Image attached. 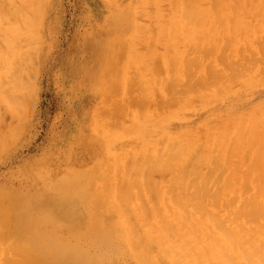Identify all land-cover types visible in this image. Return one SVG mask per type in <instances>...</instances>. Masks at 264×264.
Here are the masks:
<instances>
[{
  "label": "bare ground",
  "instance_id": "6f19581e",
  "mask_svg": "<svg viewBox=\"0 0 264 264\" xmlns=\"http://www.w3.org/2000/svg\"><path fill=\"white\" fill-rule=\"evenodd\" d=\"M6 1L0 101L11 106L23 98L46 27L41 0ZM96 1L102 23L123 0ZM125 6L137 22L128 29L133 37H123L137 53L120 64L115 50L129 42L110 46L95 30L97 53L86 66L87 86L107 101L117 85L106 68L117 59L124 109L113 118L102 113L104 124L85 123L56 179L44 176L21 195L0 189V264H107L117 254L142 264H264V0ZM27 170L35 177L42 168Z\"/></svg>",
  "mask_w": 264,
  "mask_h": 264
},
{
  "label": "rangeland",
  "instance_id": "374dc122",
  "mask_svg": "<svg viewBox=\"0 0 264 264\" xmlns=\"http://www.w3.org/2000/svg\"><path fill=\"white\" fill-rule=\"evenodd\" d=\"M41 1L43 3L42 21L46 27V37L43 41L44 46L41 48V53L33 61L31 73H28L23 98L18 103L13 104L11 102V106L0 101V189L16 187V189L19 188L17 192L20 195L25 193L21 191L31 189L35 184L40 186L44 176L52 177V179L60 176L61 173L57 174V171L64 165L71 164L69 162L70 157L74 155V150L77 151V145L80 143L77 142L83 140L81 128L85 127L88 122L91 121L95 124L100 121L103 123L104 119L107 121L110 117L118 116L123 111V105L120 106L122 94L120 91L117 92L120 89V80L117 77L122 76L123 66L120 64L122 59L126 57L123 54L129 55L137 49L133 39L131 40L133 43L128 41L130 40L128 33L133 37L131 30L129 32L128 29H131L133 25L135 26L137 19L131 11L121 12V9L126 10L125 0L115 4L112 9V17L102 23H96V12L98 11L96 0ZM2 3L5 8L8 7L6 0H2ZM119 6L123 7L119 8ZM127 22L128 24L131 22L130 25L126 24ZM98 24H102L101 27ZM108 25H110L109 28ZM96 27L97 29H95ZM99 29L102 32L105 31V37H110V46L113 45L117 48L120 45L118 41L122 43L123 38L127 40L125 37L129 38L127 40L129 43H126V45H131L128 49H125L124 46L121 47L122 50H115L117 54L118 51H121L117 55V57L120 55L118 58L120 64L118 61L115 63L117 59H113L114 61L111 60L110 62L113 65H107L106 74L108 73L107 75L111 77V80L116 78L119 81L115 79L116 84H113V86L117 85V90H113L115 87L110 88L112 85L109 84L112 92L107 91L110 92L107 94V101H103L106 95H102L106 93L103 89V92H99L101 94L99 95L98 91L94 93L93 89L87 86V80L92 73L87 71L86 66L95 60V54L97 53L91 42L95 37L93 33L95 30L99 31ZM112 29L115 30L114 32L118 36L113 35ZM111 39L113 40L111 41ZM109 49L108 47L105 50L108 51ZM121 56L122 58H120ZM123 60L125 61V58ZM117 64L121 66V69L118 68ZM116 67L121 70H118L119 74L115 70ZM136 67V65L130 67L135 70L129 68L130 74L132 73L131 77L139 73L138 67ZM92 68L95 69V66H92ZM100 71L98 69L97 73H103V69ZM100 74L98 76L102 80ZM115 75L116 77L112 78ZM121 80L123 79L121 78ZM240 86L241 84H237V87L240 88ZM115 91L118 94H115ZM114 95L120 96H116L118 100L116 97L112 98ZM109 96H111L110 102ZM103 102L104 104L107 102L109 105H103ZM101 106H105L104 109ZM86 109L87 111H85ZM102 113H105L109 118L107 119ZM95 147V153L98 154V157L102 153L99 159L103 160L102 147L99 145H95ZM97 150L98 152H96ZM83 165L80 164L78 167L90 169L88 165ZM40 167L42 168L41 174L39 171L35 177V174L26 172L27 169L36 171ZM95 167H98V165L93 166V168ZM44 173L46 175H43ZM94 180H96L95 177ZM21 197L19 196L20 199ZM86 251L93 252L92 247L86 246ZM105 259L107 264H142L135 257L123 254L113 255Z\"/></svg>",
  "mask_w": 264,
  "mask_h": 264
}]
</instances>
